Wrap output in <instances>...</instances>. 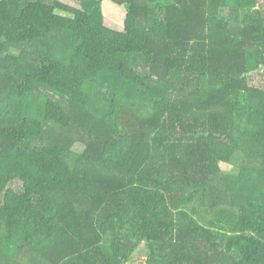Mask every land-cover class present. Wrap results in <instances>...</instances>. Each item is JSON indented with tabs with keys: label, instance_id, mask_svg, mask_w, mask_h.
I'll return each instance as SVG.
<instances>
[{
	"label": "trees",
	"instance_id": "obj_1",
	"mask_svg": "<svg viewBox=\"0 0 264 264\" xmlns=\"http://www.w3.org/2000/svg\"><path fill=\"white\" fill-rule=\"evenodd\" d=\"M102 1L0 0V264H264V9Z\"/></svg>",
	"mask_w": 264,
	"mask_h": 264
},
{
	"label": "rangeland",
	"instance_id": "obj_2",
	"mask_svg": "<svg viewBox=\"0 0 264 264\" xmlns=\"http://www.w3.org/2000/svg\"><path fill=\"white\" fill-rule=\"evenodd\" d=\"M62 1L72 7H76L78 9L84 8L88 10V12H90L95 18L102 21L103 24L106 25L108 28L118 29V30L124 29V22H125L124 14H123V18L122 17L116 18L114 15L115 13L113 12L111 13V8L109 3L107 4L106 2L103 1L101 2V0H91V1L87 0L86 2H82V3L80 0H62ZM250 1H252V3H254V5L257 8L264 9V0H250ZM220 14L229 17L228 9L221 10ZM217 23L218 24L215 27V21L212 22L211 23L212 28L213 29L217 28L219 32H223L225 28L223 26V22L218 21ZM261 78L262 75L258 74L257 76H252V81L256 83L259 80H261ZM110 89L111 87L109 85H103L101 91L102 93L100 95V102L106 101L107 99L110 98ZM232 161L234 163L232 164L238 167L240 165H243V163L247 161V158L245 157V155L236 154ZM148 257H149V250L145 244H142L139 247V249L136 251L132 260L128 264H147Z\"/></svg>",
	"mask_w": 264,
	"mask_h": 264
}]
</instances>
